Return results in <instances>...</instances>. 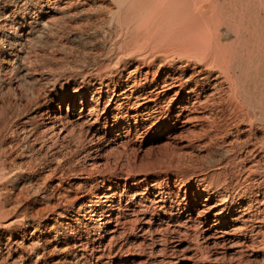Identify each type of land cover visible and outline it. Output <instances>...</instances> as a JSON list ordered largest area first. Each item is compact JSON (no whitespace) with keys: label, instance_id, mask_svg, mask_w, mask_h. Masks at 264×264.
I'll list each match as a JSON object with an SVG mask.
<instances>
[{"label":"bare ground","instance_id":"6f19581e","mask_svg":"<svg viewBox=\"0 0 264 264\" xmlns=\"http://www.w3.org/2000/svg\"><path fill=\"white\" fill-rule=\"evenodd\" d=\"M63 1L34 0L28 15L39 12L44 18L39 24L29 22L28 32L21 33L17 30L27 23L6 11L12 0H0V11L7 15L0 29L15 31L14 37L0 38L1 57L10 55L5 70L15 74L16 84L26 82L30 70L15 46L22 49L39 39L67 5L88 2ZM99 1L103 8L105 0ZM106 9L116 24L113 33L124 31L121 40L132 53L124 62L126 86L117 91L110 89L111 79L102 82L108 99L98 86L89 106L81 95L75 114L77 94H67L69 104L63 108L62 98L55 102L56 96L43 89L49 80L35 76L39 87L28 90L25 101L17 100L15 112L0 125V264H135L136 255L143 257L141 264H195L199 249L188 255L180 246L182 237H188L187 227L197 223L208 261L210 247L232 244L236 231L244 238L243 248L259 238L264 242V0H111ZM156 50L161 52L152 53ZM5 83L8 91L15 87L0 75L1 89ZM99 111L110 133L122 125L109 114L116 118L125 111L136 130L147 124L174 131L196 126L199 137L206 138L199 145L219 147L218 156H210L211 180L204 176L200 181L206 197L195 216L176 200L178 192L172 188L103 170L105 163L92 157L101 145L83 152L82 167L65 172L62 157L52 152L57 163L37 172L59 137L82 138L77 128L94 116L98 121ZM86 134L99 138L94 126ZM25 153L31 154L28 161L15 159ZM238 189L242 192H230Z\"/></svg>","mask_w":264,"mask_h":264},{"label":"rangeland","instance_id":"374dc122","mask_svg":"<svg viewBox=\"0 0 264 264\" xmlns=\"http://www.w3.org/2000/svg\"><path fill=\"white\" fill-rule=\"evenodd\" d=\"M28 1L30 0H12L13 3L15 2L14 4L11 2L6 5L7 7L5 6L6 11L12 10V12L16 13L15 20L17 22L20 21L19 23H27L26 28L20 27L17 30L21 33L28 32L27 30H29L30 28L29 22L32 21L33 25L39 24L40 20L44 18L43 15L39 12H36V14L28 15V8H34V0H31L32 2H30V4ZM64 2L65 0L62 2V5L65 4ZM91 2L92 0H88V2H86L85 4H81L75 1L72 4L67 5L62 9L61 13H58L60 17L57 21H55L56 23L51 22V27L43 30V34L39 39H32L31 41L27 42L26 46H24L22 49H20L21 47H18L19 44L15 46L16 51H18L19 53L21 52L20 54L23 53L26 56L24 65H27V68H29L30 70V75L26 82L16 84L17 77L15 76V74L6 72L5 69L7 64L4 60L10 59V55L8 53L5 54L6 58L2 61V51L0 50V69L2 71L0 72V75L6 77L12 87L15 86L13 87V90L10 91L6 89V83L2 86V89L0 88V125H2L3 120L5 121V119L10 118L15 112V102L17 100L25 101L26 95H29V92H32V90H34L33 88L36 89L37 87H39L38 82H35L33 79L35 78V76L37 78H41L42 76V78H46L49 80L45 86L43 84V89L56 96L55 102H58V99L62 98L63 108H66L69 104L68 95L71 92L77 94V109L75 110V114H77V110L80 108V104L78 105V103L80 102V97L83 94L85 99L87 100L86 106H89L90 103L95 101L92 100V95L96 97L98 96V93L96 92L99 87H102V90L104 91V99H108L109 93H107L106 86L101 85L102 82H106L107 80L111 79L112 85L110 89L115 88L117 91H120L122 88H124V86H126L125 74L128 67L124 65V62L130 59L132 53L131 51L129 52L128 46L121 40L125 36L124 31L118 33L117 35L113 33L116 30V24L109 21V19H111V16L106 9L110 6L111 0H105V2L103 1V8L99 7L101 1L93 0V2ZM87 3L88 5H86ZM101 10H103V13L101 12ZM105 11L108 13L106 14ZM6 16L7 15L0 11V23L4 22ZM98 17L101 18L98 19ZM7 18L10 17L8 16ZM60 23H63L64 25H61ZM88 29H92V31H89ZM14 33L15 31H12V29H10L9 27L1 28L0 38L5 41V39H8V36L14 37ZM70 37H72L73 39ZM7 49L8 47H5V51ZM157 50L153 51L152 53L158 54L159 52H161ZM109 67L112 68L110 69ZM155 67H157V65ZM3 68L5 71L3 70ZM43 89L41 91L44 92ZM7 100L14 102L12 103V105L14 104V106H8ZM5 102H7V104ZM100 111L99 114L101 113ZM2 112L4 114H1ZM26 115L27 114H25L24 116ZM74 116L76 117V115ZM74 116L73 118H75ZM109 117L113 119V122L122 125V129H115L112 133H110V130H107L104 127L105 120L103 115H99L98 121H94V116L89 122L84 124L82 129L77 128L76 134L82 135V138L80 137V139L72 141V139H62L59 137L56 140L55 145H53V147L48 152L49 156L47 155V160H45V163L43 164L44 168H38L37 172H46L48 170L47 168H49L50 166H54L57 163L56 159L52 158L54 156H51L52 152H55L58 158L62 157L61 162L65 165L63 166L65 172H69V170L73 168L82 167L83 164H86L84 163V159H82L83 152L91 147L95 148L96 145H101L102 149L93 152L92 157L98 159V161L101 163L103 162V164L105 163V166H103V170H107L109 174L113 173L112 175L114 176L123 174V177L129 179L132 178L139 180L140 178H147L149 184L155 183L157 185L159 184L158 186H161L162 184V187L172 188V190L178 192V196L176 197L178 199L176 200L182 202L183 204L186 203V206H188L189 209L195 212L193 214L195 216L196 209L201 207V204L204 202V198L206 197V194L202 193L201 191L203 189V185L200 186V181L202 178H204V176H208L209 180H211L210 175L214 168L212 167L213 163L210 162V156L213 155L217 157L218 153L216 154V150L219 149V147L215 146L214 144H212L211 146L199 145V141L201 139H203L202 141H206V138L204 139V137H199L198 132L196 131L199 128L196 126H190V128L187 129H177L176 131H174L171 128H158L159 125L157 124L159 122H157V129H151L149 127L150 124H147L139 130H136L132 123H127L125 111L117 114L116 118L112 117V113L109 114ZM158 120H161V115H159ZM91 126L98 128V139L97 137L92 139L86 134V130L90 129ZM26 156L28 159L26 158ZM30 156V153H25L23 155L15 156V159H17V161L20 160L21 162H24V160L28 161L30 159ZM13 158L14 157L12 156L10 160ZM71 178L72 181L77 180V177L75 176H72ZM54 179L55 177L52 180ZM230 179L234 178L230 177ZM188 181H190L191 183ZM121 183L123 187L124 179H122ZM232 191H240V193L242 192V190L240 189L231 190L230 192ZM150 193L151 196H153L155 194V189H151ZM245 200H248V198H246ZM195 225H197V227H195ZM200 226V223L193 224L192 228L191 226H188L187 228H190L189 231L185 228V226H181L183 230L188 231V235H186L188 237H186L187 239L185 238V236L182 237L184 239L183 241H181L182 246H180V248L184 247V250L188 253V255H192L195 252L196 248L199 249V256L197 257L195 264H264V242L262 241V238H259L258 241H255L253 245H250L251 242L249 241V246H245L243 248L241 246V241L244 238H242V235L238 231H236L237 233L235 235H231V237L236 236V239H234L233 241V243L235 242V244L220 243V245L218 244L215 246H211L209 252L211 260L208 261L207 259H203L205 250L202 249V247L205 246V239L199 233ZM228 228L230 229V227ZM91 239L92 237H90V240ZM185 247L186 249L188 247L191 249H187V251ZM223 253H225V259L223 258ZM139 257V255H136L134 257V261H131V263L135 262V264H141L138 263V261L142 262L143 257ZM74 262L72 261L71 264H74Z\"/></svg>","mask_w":264,"mask_h":264}]
</instances>
